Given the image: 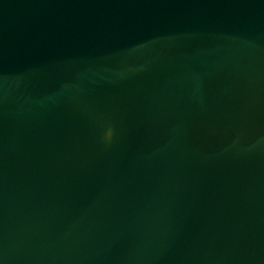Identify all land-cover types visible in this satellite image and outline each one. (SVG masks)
Instances as JSON below:
<instances>
[{"label": "water", "instance_id": "95a60500", "mask_svg": "<svg viewBox=\"0 0 264 264\" xmlns=\"http://www.w3.org/2000/svg\"><path fill=\"white\" fill-rule=\"evenodd\" d=\"M0 264H264V0H0Z\"/></svg>", "mask_w": 264, "mask_h": 264}, {"label": "clouds", "instance_id": "9594fccd", "mask_svg": "<svg viewBox=\"0 0 264 264\" xmlns=\"http://www.w3.org/2000/svg\"><path fill=\"white\" fill-rule=\"evenodd\" d=\"M111 136V129L109 128L106 132H105V139L109 138Z\"/></svg>", "mask_w": 264, "mask_h": 264}]
</instances>
